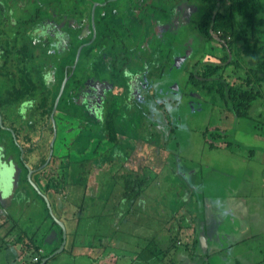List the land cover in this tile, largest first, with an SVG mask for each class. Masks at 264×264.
Segmentation results:
<instances>
[{"label": "rangeland", "instance_id": "374dc122", "mask_svg": "<svg viewBox=\"0 0 264 264\" xmlns=\"http://www.w3.org/2000/svg\"><path fill=\"white\" fill-rule=\"evenodd\" d=\"M54 0L49 1L53 3ZM60 0H56V6L51 8L54 12H58L60 10L59 5ZM91 4H92V0ZM120 2V6H122L124 0H117ZM141 2L146 0H140ZM153 3L158 2V0H147V2ZM197 0H174L171 1V5H168L167 11L163 9L157 10V15L148 19V23L146 25V36L144 37V42L147 43V48H151V43L153 41H156L157 43H161L162 41L167 40V44H171V49L174 50V53L172 50L169 53H166L164 51L156 50L154 56L157 58V61L155 63L150 60L149 58H146V60H150V64H157L159 62V57L163 58L164 61H167L169 63V66H167V69L165 68V74L167 76L166 79V85H158V82L156 80H152L151 77L148 75L151 74L152 69L150 68L149 64L146 63V60L143 62L142 70L138 72V80L145 81L146 87L141 91V93H136L135 95H128L126 97H123L121 103L122 106L119 108L117 112V130H119L118 133H120V136L122 137L123 143L117 142V146H120L121 148L119 150L118 156L121 157V154H123L121 158V162H113L114 159H112L110 162L106 161L103 163H100V161L95 164L96 159L94 157L102 155L100 153V146L103 145L102 139L98 138V144H94L91 147L88 148V152L85 150L79 151L78 153L81 154H94L93 159L90 160L88 158H85L81 160L80 167L84 170V166H87V173L88 175H85L84 177H81V179H85V186L89 188L88 192V198H86L89 203L93 204V208L97 209L98 207H101L104 203H115L116 201L122 200V195H118V183L121 182V179L123 178L121 176V171L126 168L129 172L132 174V168L139 173V177L145 176L144 182L142 185H139L138 188L140 190V193L133 199L135 202L131 208V202H126V206L124 209L122 208V217L126 218L124 216V212H127L128 214L132 212L131 217L132 219L130 221H127L126 219L122 221V223L119 225V221L115 218H109L107 215L106 217L100 216L99 220L96 221L93 216L90 217L88 229H93V226L95 227V231L97 234V237L94 238V240H80V243L82 244V247H86L89 245H97L99 243V240H104L107 242V246L104 250L105 255L103 256V259L101 262H97V258L93 257L94 264H110L106 261H113V264H127L132 261L133 257H136V250L139 249L140 245H137V239L136 236H133V234L130 233H115L112 234L108 239H104V235L106 233V236L108 237V230L111 228L116 231V228L118 226H132L139 225L142 223L143 220L138 222V218H146L147 216L154 215L156 216V219L160 222L161 217H171L172 214L178 219V216H181V221H186L187 216L185 213L183 215L178 214L179 210H190V213L192 215L196 216V219L199 220L198 213L201 214V212H205V210L202 209L201 201L204 202L203 196H206L205 203L208 202L210 198L218 197L220 200L217 201V203H224L225 200H223V195H232L233 188L229 185L236 184L240 181V183L244 182L245 185L248 188L249 194H253L252 198H257L255 196L256 193L260 191V184L262 180L260 179L264 173L262 167L258 164L252 163L248 157L249 154H262L264 151V103L263 100L259 98L255 106L252 108V115L249 117H233L231 124L228 125L223 129V136H217L212 139H216L215 146L212 147V142L210 143L209 139L210 133L208 132L207 135L205 133L204 128L207 127L206 125L212 121H216L213 116V108H216L217 111L220 113L219 118H221L220 121L224 120V116L226 117L227 114L229 116L230 113L226 111L225 108L220 109L221 107H224L223 99L219 96L218 97V91L212 90L210 93H205L201 85L198 86V89L194 90L192 83L190 82L189 76L191 72H195L197 74L201 73L205 68L210 67V69H214L218 64L219 68L222 69L224 67L225 62L222 61L223 59H220L224 55V49L223 45L221 44L222 41L216 37L210 41H206L198 32L193 30L191 27V22L197 18H199L201 12H202V6L196 2ZM46 0H21L22 5H17L16 0H0V9L1 6L2 9L0 10V34L2 37H0V41H2L1 38H4L3 41H10L9 46H11V43L17 42H25L27 43L28 40H31L32 42H36L37 40H41L44 42L43 35L46 37H51V32H53V28L56 27L58 32H66L61 33L64 36H68V39L72 36V33H68V22L66 21V18L63 17L60 19H53L54 15L51 16V20H44V25H36L37 23H40L44 17L50 18L49 16H43L46 9H50L49 7H46L45 3ZM85 4V2L88 3V9L83 10L84 5H79V3ZM116 2V0L114 1ZM136 2V1H134ZM138 2V1H137ZM66 5H61L67 9L71 8L72 6L76 5V13L77 15H86L91 16V8L89 7L91 4L88 0H67L63 1ZM117 3V2H116ZM42 4V6H40ZM225 4L222 6V9L225 10ZM112 7L109 6H101L97 9H95V15H94V26L95 28H99L101 26L106 27V31L109 32V36H113V30H122V27H120V23L122 22V13L120 12L117 15L112 16ZM51 10V9H50ZM73 10V9H70ZM102 17L105 18V22L102 23ZM121 17V18H119ZM29 18H33L36 23L32 25H18L22 19H27L28 22L31 20ZM114 19V20H113ZM119 24H118V23ZM140 24V22L136 23V25ZM83 29L85 26L82 27ZM78 29V27H77ZM166 29V31H163ZM169 29L172 31L169 32ZM185 29L191 30V36L188 37V35L185 33ZM111 30V31H110ZM77 34H75L76 38L79 40L85 39L86 35L82 34L77 30ZM106 33V32H105ZM108 35V33H106ZM39 35V36H38ZM37 36V37H36ZM261 40L264 43V33L261 35ZM40 37V38H39ZM45 37V38H46ZM114 37V36H113ZM35 38V40L33 39ZM39 38V39H38ZM76 38L71 37V42L76 44ZM116 41L115 45H117V40L120 38H123L121 36H115ZM109 39L107 37L104 40ZM38 41L34 46L38 47L40 50L42 48L40 47L42 45V42ZM132 41V38H131ZM134 41V40H133ZM140 40H138L139 42ZM250 41V40H249ZM67 41H65L66 44ZM54 43V38L52 45L49 46L48 55H43L40 53V55L36 58L39 63H42L44 61V58L47 57V59L54 64L58 63L57 59L59 58V46ZM71 43V44H72ZM132 43V42H131ZM135 43V42H134ZM249 44V43H248ZM250 44L252 45V41H250ZM45 45V44H44ZM264 45V44H263ZM130 48L133 46H129ZM10 50H12L9 47ZM63 49V47H62ZM74 52L69 54V58L66 59V56L64 53H62L63 60H72L74 58L75 62V56L77 54V50L75 53V49H73ZM109 52L111 53V49L109 47ZM133 53V52H132ZM173 53V54H172ZM248 53V54H247ZM18 53H16L17 55ZM75 54V55H74ZM254 54V55H253ZM84 51L81 53L80 61L84 58ZM90 55L94 59H98V56L105 57L107 54H100L96 51L90 50ZM133 56L140 57V53L133 54ZM171 56L175 57V59H171ZM240 61L243 62L244 65L242 67L250 68L254 67L257 63L255 53L252 51H246L244 53H241L240 55ZM3 60H5L4 56L2 55ZM216 57V58H214ZM17 57H12L10 59H6V62L16 61L18 60ZM2 60V58H1ZM210 61L214 62L215 64L209 65L204 67L202 64L199 66H195V64L198 61ZM73 62V66H74ZM161 62H159L160 64ZM26 64H29L30 66L33 65L31 63V60L29 59ZM171 64L173 67H171ZM134 65V63H133ZM156 66V67H157ZM162 66V65H161ZM181 67V69H180ZM4 68L5 65H4ZM38 68V67H37ZM49 69V66L47 67ZM178 68L181 71H178ZM234 67H232L233 69ZM52 69V68H51ZM162 69V68H161ZM160 69V70H161ZM59 70V69H58ZM57 70V71H58ZM99 70L101 68L99 67ZM164 70V69H163ZM229 70V69H228ZM227 70V71H228ZM56 71V72H57ZM238 71L239 68H238ZM40 72V71H39ZM58 73V72H57ZM212 74V70L209 72ZM240 73H242L240 71ZM214 77H220L226 75V69L223 68L222 70H218L217 72L213 70ZM80 71L78 69H75L74 76L76 79H80L79 77ZM98 75V74H97ZM173 77L171 78L170 76ZM198 76V75H197ZM35 74L31 76V79L33 81V85H36V88H38V82L34 78ZM7 79L6 77H4ZM98 78L101 80L103 79L102 75L98 76ZM55 80V77H54ZM52 81L51 91L56 90L57 85ZM16 81V79H15ZM230 83L233 82L232 79L229 80ZM60 84V87L62 85ZM205 83H212V80L210 81L208 76L205 77ZM79 84V81L76 82V85ZM88 83L85 82V85ZM243 84V82H242ZM123 85H125V82H123ZM7 86L8 90L10 89L11 82L6 81L5 87ZM217 88V85H215ZM123 86L122 88H124ZM254 90L261 91L264 93V80L260 83H254L253 84ZM32 89H35V86H32ZM41 89V88H40ZM71 89H73V84L71 83ZM96 89H99V87H96L93 89V92L91 93V97L87 96H80L77 101L79 102V106L84 105L86 102L91 99L92 104L94 105L95 100L100 97L99 93L100 90L97 91ZM193 89V90H192ZM119 90V89H117ZM86 92H88V89H85ZM169 92V96H166ZM3 93V92H1ZM71 93V92H70ZM7 99L6 103L0 105V126L4 128L5 124L3 125L2 122L6 119H3V113L4 111H7L10 115L12 114H24V117H27L31 119L33 114V108L32 111L29 108H25L24 110L21 109V105L18 104V102L15 100L16 96H13L12 93L5 94ZM117 97V101L114 100V105H117L119 101V95L115 94ZM123 94H120V97H122ZM2 97V96H1ZM57 97V96H56ZM55 97V99H56ZM70 97H72L70 95ZM76 98V97H75ZM93 99V100H92ZM94 101V102H93ZM71 99H65L64 103H70ZM90 102V101H89ZM180 102V103H179ZM97 103H101V99H97ZM176 104L178 105L177 108H175L173 111L175 115H172L168 112L167 108L169 107L168 104ZM77 104V103H75ZM78 105V104H77ZM60 106V105H59ZM67 110H65L66 113L69 114V118L66 119L65 117H62V124L61 127L58 129V138L53 143V149L50 148V140L51 137L50 133L45 130H49L46 126H43L42 129H38L37 131L35 129V133L33 134L32 139L39 142V153L40 154H48L49 151L57 152L58 154H66V148L64 140H70L71 145L67 146L68 154H75L74 152V143L82 141L81 135H76L78 129H80L78 126L74 124H83L84 127L81 128V130L84 132V130H90L91 123L87 121L86 123L84 121H80L83 118L81 114L77 115V111L79 110L78 106H72L71 104L67 106ZM112 110H116V107L111 106ZM103 109L100 108L97 112V116L94 117V120L99 116L101 117ZM261 112V113H260ZM169 116V117H168ZM15 119V118H14ZM24 119V118H23ZM27 121V120H25ZM31 121V120H29ZM167 122L169 124H167ZM163 123V124H162ZM29 124V122H28ZM27 124V125H28ZM73 125V126H72ZM70 127H72L71 130ZM160 128H164L163 131H161ZM171 127V128H170ZM221 127V126H220ZM7 128H9L7 126ZM174 129V131H173ZM212 129V127H211ZM69 130V131H67ZM208 130V129H207ZM10 135H11V141L7 144H3L7 150H12L14 154H18L17 156V164H20L22 169H24L23 165H28L30 168L32 167L27 163V159L24 156L21 158L22 154V147L24 146V143L20 138L15 135L14 129H9ZM59 134H63L64 136L61 137ZM94 134H98V131H96ZM168 134H175L176 137L179 138L178 143L175 145L173 143V139L170 136V140H168L167 143L164 144L165 140L168 137ZM53 135V134H52ZM127 142L125 141V139ZM61 137V138H60ZM98 137V135L96 136ZM107 137V135H105ZM209 137V139H208ZM60 138V139H59ZM156 140V141H155ZM173 140V141H172ZM29 143V142H28ZM211 144V145H210ZM172 145V146H171ZM98 146L97 149H95ZM222 146V147H221ZM26 147V146H25ZM87 147V146H86ZM26 150L23 154H27ZM98 154V155H97ZM78 156H80L78 154ZM99 158V157H96ZM114 158V157H113ZM249 159V163H245ZM47 159H45L46 161ZM105 160V159H101ZM107 160V159H106ZM45 161L41 164L44 165ZM91 164H90V163ZM125 162V166L119 165L118 168H115L118 163ZM72 162H70V165ZM88 164V165H87ZM128 164V165H126ZM9 165L7 161H3L0 163V177L3 176L5 167ZM52 164L49 163L46 167L47 169L43 168L39 172V178L42 179L43 187L47 185H61V191L62 194H66V197L83 195L85 193L86 188L77 189V193L73 191L71 184L69 182V177L62 174L57 173L56 178L52 177V171L49 168ZM152 165H156L154 167H159L158 169L154 170L152 168ZM240 165V166H239ZM238 166V167H237ZM110 170L111 172L114 171V175H108V172L104 170ZM239 169L238 177L232 175V171L234 172V169ZM85 171V170H84ZM118 171V172H117ZM101 173V174H100ZM192 173V174H188ZM24 176H20V181H24ZM27 176V174H26ZM130 182L132 181V176ZM178 177V181L174 178ZM206 178V179H204ZM245 178L247 181H245ZM127 179V180H129ZM204 179V180H203ZM18 180V177L16 178L15 182H20ZM31 181V180H30ZM180 181L185 186L182 187L180 184ZM188 182H192L195 187L199 185L201 189L199 191L194 192V198L196 200H193L191 197H188L186 200L184 199V195L186 194V187ZM24 187H28V192L30 193V198L32 199V205L37 204V202L40 200V208L42 210L41 214L43 213H49V207L47 205V202L44 199V207H42L41 202L43 201L41 199V193L38 192V189L35 188L31 183L24 182ZM98 183V188L97 184ZM22 184V183H21ZM82 184V183H80ZM92 184V186H91ZM64 185V186H63ZM132 185V183H131ZM93 187V188H92ZM91 188V189H90ZM96 188V189H95ZM152 191H150V189ZM44 190V189H43ZM25 192V191H24ZM178 193H182L183 196H179ZM4 194V193H3ZM187 194L191 195L192 192H190L189 188L187 189ZM186 194V195H187ZM10 196V195H9ZM40 196V198H39ZM43 196V194H42ZM116 196V197H115ZM8 197V196H7ZM177 198V199H176ZM2 199V196L0 197V217L6 216L5 212L10 206H6V202H4ZM3 199H5L3 197ZM176 199V200H175ZM175 200V203L173 202ZM6 203V204H5ZM110 203V204H111ZM214 204V205H215ZM104 206V205H103ZM178 206H181L179 208ZM31 205L28 206V210H31ZM71 207V206H70ZM69 207V208H70ZM11 208V207H10ZM79 207L72 205L71 211H74L75 213L78 212ZM106 209V208H105ZM53 210V209H52ZM98 210V209H97ZM55 211V210H54ZM111 212V209H108V212ZM117 211V210H116ZM160 211H162V216H160ZM220 213V211H219ZM222 213V210H221ZM219 214V218L224 223V229L227 232L231 231L233 228V225L229 221V216L225 214ZM115 214V213H114ZM10 215H13L11 212ZM256 218H259L263 225L264 218L258 216ZM231 220H234V218H230ZM254 220H257L255 218H252ZM113 222L114 227L110 226V223ZM258 222V220L256 221ZM197 224V221H196ZM67 227H70V224L66 223ZM198 225V224H197ZM31 226V225H30ZM156 226V225H155ZM260 228L262 226H259ZM127 229V228H126ZM172 231L173 228L171 229ZM114 231V232H115ZM140 233L145 234L148 230L146 226L139 227L138 230ZM85 234V233H84ZM82 235V238L84 236ZM166 237V236H165ZM185 239L183 238L184 242ZM48 240V239H47ZM139 241V239H138ZM189 241V240H188ZM183 242V241H181ZM168 243V241H167ZM45 245H47V248L51 249L52 242L46 241ZM184 245V244H182ZM249 245H257L253 241L250 240ZM237 247V246H236ZM236 247H233L232 249L235 251ZM202 250V247H200ZM181 255L186 258L187 260H190L192 258L194 249L193 248H185V246H181ZM48 250V249H47ZM230 250V248H229ZM222 251V250H221ZM217 252V254L212 255L214 264H220V263H228L229 259L226 257V259L222 258L220 256V252ZM256 252L255 249L251 251ZM25 253V256L22 258L21 254L18 258L19 261L24 260V258L28 259L31 257V253H33V250H28V252ZM95 253V251H94ZM73 254H65L64 256H60L59 260H63L65 263H73L76 262L79 258V255ZM226 254L228 255V252L226 251ZM121 255V256H120ZM170 255V254H168ZM88 257L85 258L86 261L90 262V256L87 254ZM197 256V255H196ZM210 256V255H209ZM229 256V255H228ZM146 257V256H145ZM140 257L135 261L134 264H157L158 261L154 260L152 257ZM176 258H178V254L176 252ZM232 260H236L238 264H242V262H238L237 255L231 256ZM134 259V258H133ZM162 261V260H161ZM57 262V261H56ZM61 262V261H60ZM59 262V263H60ZM80 263V262H78ZM161 263V262H160ZM81 264V263H80ZM93 264V263H91Z\"/></svg>", "mask_w": 264, "mask_h": 264}, {"label": "crops", "instance_id": "0c3cea01", "mask_svg": "<svg viewBox=\"0 0 264 264\" xmlns=\"http://www.w3.org/2000/svg\"><path fill=\"white\" fill-rule=\"evenodd\" d=\"M47 1V0H46ZM63 1H67V0H60L59 1V7L60 10L58 12H56L55 14H57L58 16L63 15L66 18V21H71V23H75L72 24V28L69 30L72 35L75 36V34L77 33V30L80 31V28H82L83 26L86 27V24L84 23L87 20L86 15H81V12L79 15H77L76 13V5L72 6L71 8L67 9L61 5H66L68 6V4H64ZM90 1V0H88ZM17 5L19 4L22 5L21 0H16ZM46 7L51 8L56 6V0L53 1V3H48V2H44ZM86 7L83 8V10H87L88 9V3L86 2ZM85 4H83L85 6ZM91 4V1H90ZM40 6H42V4H40ZM98 6V7H97ZM3 6H1L2 9ZM90 8L93 7V3L89 6ZM95 9L101 7V5H97L95 4ZM97 7V8H96ZM0 9V10H1ZM73 9V10H70ZM50 10V9H48ZM45 11V13L43 14V16H49L52 13L50 11ZM116 15V14H115ZM114 16V15H112ZM77 21L81 24H77ZM78 29H77V27ZM85 30V29H84ZM83 30V31H84ZM163 31H166V29H164ZM172 31L171 29H169V32ZM86 32V30L84 31ZM90 33V32H89ZM89 35V34H87ZM188 37L190 36L189 34H187ZM74 36L72 37L74 39ZM69 37V34H68ZM76 38V37H75ZM35 40V38H33ZM39 39V38H38ZM78 40V38H76ZM49 40V39H48ZM168 39H166L167 41ZM38 41V40H37ZM37 41L33 42V43H37ZM65 41H67V39H65ZM53 41H50V43ZM69 42H71L70 38H69ZM86 42V41H85ZM56 45L60 46V44L57 42ZM45 46V45H44ZM71 46H68V48L66 47L65 49H63L61 52H59V58L57 59L56 64H54L53 62H50L46 65H43L41 68H35L33 75L35 74V79L38 82V88L40 90H47V93H50V96L48 95L49 98H51V96H53V94H55V91H51L50 92V86L52 85V81L53 79V74H52V70H51V66H56V71H53V73L59 77L60 73L64 72L67 69H69L70 71V75L69 77H71L73 74V62H70V60H63V56L62 53L65 54L66 59L69 58V54L72 53V51L70 50ZM172 52L174 53V50H172ZM172 53V54H173ZM4 56L5 60L9 59L8 57L5 56L4 52H2L1 46H0V97L2 99V101L6 100V93L10 94V90H7V86L5 87V83L6 81H10L11 82V86L10 89L13 88L14 86L16 87L17 85H20L21 83H23V77L22 74L27 72L29 66H23L20 64H16L14 66L11 65L10 62H6L5 60H3ZM2 58V60H1ZM161 58V57H159ZM160 65L162 64L163 69H167V66H169V63L167 61H164L163 58H161ZM171 59H175V57L171 56ZM19 60V59H18ZM16 60V61H18ZM110 60L109 55H106L104 58L103 57H98V59H94V58H88V56L84 55L83 60L79 61V63H81V67L76 65L75 69H79L80 71V76H85V77H97L100 75H97L99 73V67L101 68L100 72L103 70H106L108 68V62ZM151 60V59H150ZM16 61H12V62H16ZM4 65L6 68H4ZM95 65L98 66L97 70H93L95 68ZM49 66V69L47 68ZM181 69V67H180ZM178 68V71H181ZM128 70L132 71V68H128ZM154 71L156 70H160L159 67H155L154 69H152ZM40 71V72H39ZM92 71L94 73H92ZM156 72H160V71H156ZM102 74V73H101ZM165 74V70L162 71V76ZM160 76V75H158ZM4 77H6L7 79H5ZM104 77V75L102 76ZM171 78L173 77L170 76ZM16 79V81H15ZM29 82H32L31 77L30 78H26ZM166 79L167 76L165 74V78H159L157 80L158 85H166ZM130 84H131V88H132V79L130 80ZM39 90V91H40ZM3 92V93H1ZM77 96L76 93L73 91V93H70L69 91H67V93L65 94V98L62 99V101H60L59 104H61L65 109L68 108L67 106H69L71 103H64L65 99H70V95ZM48 99V98H47ZM77 99V98H76ZM28 99L23 100L19 105H21V109L24 110L25 108H29L32 111V108L34 107V104H38L39 100L38 99H34V104H32L30 101H27ZM90 101V100H89ZM86 102L84 104L85 109H89L90 112L86 113L83 115L82 120H80L81 122L84 121L85 123L87 121H89V123H91L90 130H84V132L81 130L83 126V124H76V126L80 125V129H78L77 134L76 135H81V139L82 141L80 142H76L74 143V152L75 154H68V149L67 146L71 145V141L70 140H64V142H66L65 144V148H66V154H58L59 151L57 152H53V154H51L52 156V165L49 167L52 171V177L56 178V174L57 173H62L66 176L69 177V182L71 184L73 191H77L76 188L83 189L86 188L85 193H83V195H78L75 196V198L73 196L70 197H66V194H60L62 193L61 188L62 186L56 185L54 183V185H47L43 187V182L42 179L39 178V172L43 169L42 167H44V169L48 168L46 167L47 164V160H48V154H40L39 153V142L36 140H33L31 138V142L25 139L24 133L29 131L31 128L28 127V122H30L29 120H33L35 122L36 119H34V117H24V114H12L10 115L9 113H7V111H4L3 113V119H6V122L4 121L5 124V128L1 127L2 129H0V163H2L3 161H7L9 163V165H7L4 169V172L1 173L3 174L2 177H0V197L2 196V199L4 202H6V206H10L6 210L5 215L6 216H1L0 217V264H25V262H27L30 258L26 259L24 258V260L19 261V257L21 255V257L23 258L25 256L24 251H26V253L28 252V249L26 248H22L21 245L24 242H32L34 244H36V246L42 247L44 249L45 252H49L52 249H54L55 247L59 248V246L61 244H63V248L54 254V258L52 259V264H91L94 262H101V260L103 259L102 255H105L104 250L107 246V243L102 240L99 241V243L95 246H93L92 244L86 247H82L80 240H92L93 238L97 237L96 231H95V227L93 226V229H89L88 225H89V218L88 219H83V217H90V215L92 214V212L90 210H82L80 209L82 205H87L89 204L90 206H92V203H89V201L86 200V198H88V192H89V188L84 187L85 186V179H81V177H84L85 175H88L87 173V166H84V170L80 167V161L88 158L90 160L93 159L94 154H81L78 153L79 151L85 150L86 152H88V148L91 147L94 144H98V138H100V140L102 139L103 145L100 146V153L102 155L96 156L99 158L94 157V159H96L95 164H97L99 161L100 163L103 162H110L112 159L113 162H121V158L123 156V154H121V157L118 156L117 153H119L118 147L119 149L121 148L120 146H117V142L119 143H123L124 140L120 141L122 139V137L120 136L119 130H116V140L113 141L111 137H109V132L107 130V126H105V121H104V116L103 113L104 111H102V115L101 117H97L96 120H94V117L97 116L96 110L94 109V107L92 105V102ZM4 103V102H3ZM5 104V103H4ZM3 104V106H4ZM45 106V105H44ZM220 110V109H218ZM213 114L215 115V117L213 116L212 118H214L216 121H212L210 123H208L206 126H221L220 130L223 132V129L225 127H227L228 125L231 124L232 118L233 117H225L223 121H220L221 119L219 118V112L217 111L216 108H213ZM2 115V114H1ZM15 118V119H14ZM24 118V119H23ZM37 118V117H36ZM27 120V121H25ZM87 120V121H86ZM8 127L11 128H16L17 129V137L20 138V140L23 141L24 145L26 146V152H28L27 154H24V156L27 159V163H29V165H31L32 167V172L30 174V178L31 181L34 182V184H36L37 186H34L32 183V185L38 189V192L41 193V199L43 200L41 202L42 207L45 209L44 207V199L45 198L47 205L49 207L50 212L48 214L43 213L41 214L42 210L40 208V200L37 202V204L32 205V199L30 198V193L28 192V187H24L23 185H25L24 182L28 183V179L26 178V174L28 173L27 168L24 166V169H22L20 164H17V155L18 154H14L12 150H7V148L3 145V144H7L8 142L11 141V135L9 130L7 129ZM50 127V123L47 124V128ZM53 128V127H52ZM72 127H70L69 130H71ZM67 130V131H69ZM48 131V133H50V136H53L54 139H52L51 141L53 142L54 140H56L58 137V130H51L49 131L48 129L45 130ZM96 131H98V134H94ZM35 133V129L33 131V134ZM53 134V135H52ZM98 135V137H96ZM105 135H107V137H105ZM59 136L63 137V134H59ZM60 137V138H61ZM59 138V139H60ZM98 139V140H97ZM123 139L124 136H123ZM125 141L127 142V140L125 139ZM12 142V141H11ZM31 146V147H29ZM87 146V147H86ZM29 147V148H28ZM222 147V146H221ZM98 146L95 148L97 149ZM78 154L80 156H78ZM98 155V154H97ZM114 157V158H113ZM250 159V161L252 163L258 164L262 167L263 171H264V151L262 152V154H249L248 157ZM45 159H47L45 161ZM101 159H105V160H101ZM107 159V160H106ZM249 159L245 162V163H249ZM45 161L44 165H41L43 162ZM70 162H72V164L70 165ZM90 163V162H89ZM91 164V163H90ZM88 165V164H87ZM120 165V167L123 165L125 166V162H122L121 164L118 163L117 166L115 168H118ZM128 165V164H126ZM129 166V165H128ZM156 165H152V168H154V170H156L157 167H154ZM240 166V165H239ZM130 167V166H129ZM238 167V166H237ZM126 168V166H125ZM159 168V167H158ZM157 168V169H158ZM234 169V168H233ZM105 170V168H104ZM108 172V175H114V171L109 173V170H105ZM118 172V171H117ZM232 175L235 174V176L238 177V173L239 169L236 168V170L234 169V172L232 171ZM101 174V173H100ZM188 174H192V173H188ZM25 175V181H20V176L22 178V176ZM18 177V180L20 182H15L16 178ZM206 179V178H204ZM203 179V180H204ZM262 180L261 184H260V191L258 193L255 194V196L257 198L253 199L252 195L254 194H249L248 192V188L244 182L240 183L237 182L236 184H232L229 185L230 187L233 188V193L232 195H223V200H225L224 203L220 204L217 203L215 204L217 201H219L220 199L218 197H214V198H210L208 200L207 203H205V199L206 196H203V200L204 202L201 201L202 204V209L205 210V212H201L198 213V217L199 220L196 219L195 215H192L190 213V210L186 209V210H179L178 214L183 215V213L186 214L187 216V220L185 221L186 225L184 226V228L186 229V232H194V234L197 236L198 238V245L197 247H202V252L205 253L202 259V262L206 263V264H214L213 262V258L211 257L212 255L217 254V252H220V256L224 259H226V257H228L227 259H229L230 264H238L236 262V260H232L231 256H235L237 255V260L238 262H242V264H264V223L263 225L261 224V220L259 218H256L258 216L264 218V173L262 175V177L260 178ZM245 181H247V179L245 178ZM22 183V184H21ZM82 183V184H80ZM29 184V183H28ZM119 184V183H118ZM97 188H98V183L96 184ZM184 185V184H183ZM29 186H31L29 184ZM64 186V185H63ZM92 186V184H91ZM119 186V185H118ZM93 188V187H92ZM189 188L190 192H192L191 195L187 194V189ZM44 189V190H43ZM91 189V188H90ZM96 189V188H95ZM201 189V187L199 185H197V187L194 186V184L192 182H188L187 187H186V194L183 196V194L178 193L179 196H183L184 199L186 200L188 197H191L193 200H196L194 198V192L199 191ZM25 191V192H24ZM88 191V192H87ZM121 188L119 187L118 189V195L120 194ZM4 193V194H3ZM77 193V192H76ZM43 194V196H42ZM10 195V196H9ZM8 196V197H7ZM39 196V198H40ZM3 197L5 199H3ZM177 199V198H176ZM175 199V200H176ZM175 200H173V202L175 203ZM215 204V205H214ZM31 205V210H28V206ZM72 205L78 206V212L75 213L74 211H71L72 209ZM104 205V206H103ZM102 205V207H98V212L103 211L101 214H99V216L95 215V220L96 221H100L99 217L103 216L106 217L107 215L109 216V218H115V221L118 220L119 221V225L122 223L123 220H127L130 221L132 219V217H126L127 216V212H124V217H122V208L124 209V207L126 206L125 201L123 200V196H122V200L121 201H116L115 203H111V204H106L104 203ZM71 206V207H70ZM70 207V208H69ZM132 207V205H131ZM179 208H181V206H178ZM87 209L89 208V206L86 207ZM106 208V209H105ZM53 209V210H52ZM108 209H111V212H108ZM55 210V211H54ZM117 210V211H116ZM222 210V213H221ZM219 211L222 214H225L227 216H229V221L230 223L233 225V228L231 231L227 232L224 229V223L222 222V220L219 218ZM13 213V215H10V213ZM115 213V214H114ZM161 216H162V211H160ZM56 217V219H59L61 222H63L65 230H66V237H65V241L63 243L64 237H63V228L62 226L54 219V217ZM234 218V220H231L230 218ZM147 222H149L151 215L147 216ZM252 218H255L258 220V222H256L257 220H254ZM181 216H178V219L172 214L171 217H166L163 216L161 217V224H160V231L162 233V235L166 236L164 239L167 240L168 237H172L170 232L173 233H177L178 231V227H179V222L181 221ZM197 221V224H196ZM70 224V227H67L66 223ZM113 222L110 223L111 227H114ZM148 224V223H147ZM31 225V226H30ZM6 226H11L14 227L10 230L6 229ZM146 228L148 227L145 223ZM259 226H262L261 228ZM139 227H142V225H136L133 227L132 230V226L128 225V226H118V228H116V231L113 229H109L108 232V237L106 236L105 233V237L104 239H108L110 236H112V234L115 233H130L133 234V236H138L137 234H141L138 230ZM127 228V229H126ZM173 228L172 231L171 229ZM149 229V227H148ZM115 231V232H114ZM85 233V234H84ZM84 234L83 238L82 235ZM193 234V235H194ZM194 235V236H195ZM201 235L204 238V240L201 242L200 238ZM48 239V240H47ZM253 241L254 243H256L257 245H249V242ZM46 241L52 242V247L51 249L47 248V245H45ZM193 242V241H192ZM195 245L192 243V247L191 248H195ZM237 246V247H236ZM236 247V250L234 251L232 248ZM56 248V249H57ZM230 248V250H229ZM23 249L24 251L20 250ZM48 249V250H47ZM55 249V250H56ZM201 249V248H200ZM255 249L256 252H252L251 251ZM181 248L180 251L178 250V257L179 260H181V262L183 264H199L198 260L200 258V256L195 257L194 259L190 258V260L186 261V258L184 259V257L181 255L184 252H181ZM199 250V249H197ZM95 251V253H94ZM200 251V250H199ZM226 251L228 252V255L226 254ZM73 252H75L74 255H79L78 256V260L76 262L73 263H65L63 260H59L60 256H64L65 254H73ZM201 252V251H200ZM87 254L90 256V262L85 260L87 256ZM208 255H210L208 257ZM121 256V255H120ZM93 257H96L97 260L93 261ZM208 257V258H207ZM51 258V257H50ZM240 260V261H239ZM30 261V260H29ZM57 261V262H56ZM61 261V262H60ZM60 262V263H59ZM80 262V263H78ZM109 263H113V261H106ZM220 264H228V263H220Z\"/></svg>", "mask_w": 264, "mask_h": 264}, {"label": "trees", "instance_id": "16d2710c", "mask_svg": "<svg viewBox=\"0 0 264 264\" xmlns=\"http://www.w3.org/2000/svg\"><path fill=\"white\" fill-rule=\"evenodd\" d=\"M49 1L52 0H47L46 2L51 3ZM92 1L93 3L103 2V5L105 6L110 5L112 7L111 9L112 15L115 14L117 15L121 12L122 15L120 16L122 17V22L120 24L118 22L117 23L120 25V27H122V30H113L114 37L113 36L110 37L109 32L106 31V27L101 26L99 28H95L96 35L92 42H91V37H93V32L91 31L89 35H87L85 40H81V41L76 40V44L72 43L71 46L72 48L75 49V51L78 48V46H82L81 53H83L84 51L85 55L88 56V58H93L90 55V50L94 52L96 51L101 55L106 53L107 55H109V57H112V60H114V62L110 63V67L112 66V70H114V72L111 74L109 79L115 86H119V87L123 86V76H122L123 71L121 67L116 69L117 67L116 62L124 66L132 65V71H135L138 70L139 66L143 64L146 58L151 59L155 63V61H157V58L154 56L156 50L169 53L173 49V48L171 49V44L169 45L167 44L166 40L162 41L161 43H157L156 41H153L151 43V48H147L146 47L147 43L144 42V37L147 35L145 29L148 23V19L156 16L158 9H163L167 11L168 5H171L170 4L171 1L174 0H158V2H153V3L152 2L149 3V1L147 2V0L143 2H141L140 0H124L122 6H120V2L117 0H116L117 3L114 2L115 0H92ZM196 2L199 3L203 9L199 18L191 22V26H193L191 28L193 30L195 29V31L198 32L206 41H210L214 39L216 37L215 35H217V38L222 41L221 44L223 45L224 55L220 59H223L222 61L225 62L223 68L226 69V75L217 78L214 77L215 75L213 74V70L217 72L218 70L220 71L223 69V68L220 69L221 67L219 68V64L214 69H210V67H207L199 74L195 72H191L189 79L190 82L192 83V86L194 87L193 89L196 90L198 89V86L201 85L203 88H205L202 91H204L206 94L210 93L213 89H217L218 97L220 96L224 101V107H221L220 110L225 108L226 111L230 113L229 114L230 117H237V118L249 117L253 113L252 108L255 106L256 101L259 98L264 99V93L258 90H254L253 87L254 83H260L261 81L264 80V45H263L264 43L261 40L262 37L261 35L262 33H264V0H197ZM224 4L226 7L225 10L222 9V6ZM79 5H83V4L80 2L77 6ZM29 19L31 20L30 22H28L27 19L25 20L22 19V21L18 25H22V24L32 25L36 23V21L33 18L32 19L29 18ZM86 21H89V17L87 18ZM104 22H105V18L102 17V23ZM138 22H140V24L136 25V23ZM185 30H186L185 33L191 36V30L190 29H185ZM105 32L108 33V35ZM115 36L123 37L117 40L118 43L117 45L114 44L116 41ZM0 37H2L1 34ZM107 37H109V39L104 40ZM1 39L2 41H0V46L5 56L8 57L9 59L12 57H17V56L19 57L18 61L10 62L12 66L20 63L23 66H29L27 67L28 68L27 72L22 74L23 83L9 89L10 90L9 92L12 93L13 96H16L15 100L17 102L23 101L33 96L37 98L36 93H39L38 94L39 102L37 105L34 104L33 114H32V117H34V119L36 120L35 122L33 120L29 122L28 127L31 129L24 133V135H26L25 139L28 142L29 141L31 142V134L33 133L34 129L39 131L38 129H42L43 126H46L49 123L50 113L58 89H56L55 94H53V96L49 98L48 95L50 96V93H47L46 89L44 90L37 89L36 85H33V83L29 82L26 78H30L33 75L34 69L36 67H38L39 69L43 65H46L48 63L47 57L44 58V61H42V63H39L36 58L40 55V53L46 56L49 54V52L47 51L46 46L42 44L40 46L42 50H40L38 47L34 46L36 43H33L31 40H28L27 43L16 41L15 43H11L12 45L9 46L8 43H10V41H7L8 42L7 43L6 41H3L4 38ZM89 40L91 43L89 45H84V42ZM138 40L140 41L138 42ZM249 40L252 41L253 43L252 45L250 44ZM130 45L133 46V50L132 47L131 48L129 47ZM9 47L12 50H10ZM109 47L111 49V53L108 50ZM246 51H250V52L253 51L255 53L257 63L254 67L245 69L244 67H242V65L244 64L242 61H240V57H241L240 55L241 53H244ZM16 53L18 54L16 55ZM137 53H140V57L133 56V54H137ZM29 59L33 64L31 66L29 64H26V62ZM73 60L74 58L70 60V62H73ZM159 60L162 59L159 58ZM159 62L157 66V64H150V60H146V63L149 64L151 69H154L156 66L159 67V69L162 68L161 70H156V71H161L159 77L165 78V74L162 76L163 66H161L162 64L160 65ZM200 64L206 67L215 63L210 62L208 60L206 62L198 61L195 64V66H199ZM77 66L81 67V63L77 62ZM171 67H173L172 64ZM232 67L234 68L232 69ZM238 68L242 73L238 71ZM97 69L98 66L95 65V68L93 70H97ZM211 70H212V74L209 73ZM156 71L155 73H157ZM92 73L94 72L92 71ZM99 73L100 75H102L100 70ZM207 76L210 81L212 80V83L209 84L205 83V77ZM230 79H232L233 82L230 83L229 81ZM215 85H217V88H215L216 87ZM32 86H35V89H32ZM64 93H67V91L64 90L63 94L59 98V103L60 101H62L63 97L65 98ZM71 96H72L70 97L71 105L72 106L75 105L79 107V110L77 111V115L81 114V116H83L84 114L89 112V109H85L84 106H79V103L77 102V99L75 98L74 94ZM166 96H169V92ZM114 100L117 101V97L113 93L108 91L106 98H104L101 102V104L103 105V111H104L103 116H104L105 126H107V130L109 132L108 136L113 138L112 139L113 141L117 139L116 138L117 124L115 122L117 119L116 111H118L119 108L121 107L122 98L119 97V101L117 105H114L113 103ZM3 102L6 103V100L2 101L0 97V105L4 104ZM75 103H77L78 105ZM167 104L169 106L167 108L168 112L171 113L172 115H175L173 110L177 108L179 104L178 105L176 104L170 105L169 103ZM111 106L116 107V110H112ZM56 108L57 109H56V113L54 114V121L56 128L59 129L61 127V124L63 123L62 117L66 116L65 118L68 119L69 114L65 112V110L67 109H65L61 104H57ZM226 117H228V114ZM2 124L4 125V121L2 122ZM167 124L169 123L167 122ZM78 127H80V125ZM220 128H221L220 126H212V129L210 126L204 128L206 135L208 132L210 133L211 139H209V137L208 139L210 143L212 142V145L210 144L212 147L215 146L214 142L216 141V139H212V138L217 136H223L222 134L223 132L220 130ZM0 129H2L1 126ZM159 129L161 131L164 130V128H160V127ZM14 130L15 133H17V129L14 128ZM50 130L51 132L53 130L51 124L49 127V131ZM170 136L174 140V141L172 140L173 141L172 145L178 143L179 138L176 137L175 134H168V137L165 140L164 144L167 143L168 140L171 141L169 139ZM22 147L23 149H26L25 146ZM127 169L130 168H126L125 171L123 169L120 172L123 178L121 179V182H119L118 185L121 188L120 194L123 196V200L126 202H131V205L133 206V204L135 203L133 199L140 193L138 186L143 184L145 176H141L140 178L139 173H137L135 169L132 168V174ZM130 175L132 176L131 182L129 179L131 178ZM174 179L176 181L178 177ZM25 180L26 179L24 177V181ZM180 184L182 185V187L185 186L182 184L181 181ZM149 189L150 191H152L151 188ZM110 203L106 202V204H110ZM87 206H89L88 209L86 208ZM80 209L90 210L92 212L90 217L93 216L94 218L96 213L101 214L103 212L101 210L100 212H98L97 209L93 208V205L90 206L89 204L82 205ZM99 214H97L96 216H99ZM131 214L132 212H130L129 214L127 213L126 217H130ZM90 217H83V219H88V218L90 219ZM137 220L138 222L143 220L141 225L145 226L146 223L149 229L147 227L148 231L145 234L143 233L137 234L138 236L136 238H138L139 241L137 239L136 244L140 245V247L138 250H136L137 252L136 257H133L134 259L132 258V261L127 264H134L138 258L145 256L152 257L154 260H157L158 261L157 264H183L181 260H179L180 257L176 258V252L178 254V250L180 251L181 246H185V248H191L192 243L195 245L194 246L195 248H193L194 253L192 259L200 256L198 260L199 264H206L205 262L203 263L201 259L204 256H206L204 255L205 253H203L202 250L199 247H197L198 245L197 236L194 234V232H186V229L184 228L186 223L184 221L179 222L177 233L170 232L172 234L171 235L172 237H168V239L165 240L164 239L165 236L162 235L159 227L161 222H159L156 219V216L151 215L149 222H147V218L139 217ZM12 228L14 227L6 226L7 230L11 231ZM183 238H187L185 239V242ZM21 247L26 248L28 250L29 249L36 250L38 246H36V244L32 242L26 241L25 243L23 240ZM56 248L57 247H55L49 252L44 253L43 256L46 257L49 256L51 253L54 252ZM197 249H199L201 252ZM20 250L24 251L23 249ZM32 254H34V252ZM54 257L55 256L49 258L47 261H45L44 264H52L51 260ZM25 264H40V260L38 262L27 261L25 262Z\"/></svg>", "mask_w": 264, "mask_h": 264}, {"label": "clouds", "instance_id": "9594fccd", "mask_svg": "<svg viewBox=\"0 0 264 264\" xmlns=\"http://www.w3.org/2000/svg\"><path fill=\"white\" fill-rule=\"evenodd\" d=\"M92 3H93V1H92ZM95 4H97L96 2H94L93 3V5H95ZM101 5H103V4H101ZM93 8V7H92ZM91 8V9H92ZM51 10H48V9H46V11L48 10V11H50L52 14L50 15V18H47L48 20H50L51 22H52V20H51V16L52 15H54V18L53 19H60V18H63L64 16L63 15H61V16H58L57 14H55L56 12H54L53 11V9L52 8H50ZM92 13V10H91V12H90V14ZM94 15H95V7H94ZM89 17V21H85L84 23L86 24V29H87V31L86 32H82V30H84L83 28H80V31L79 32H81V33H83L84 35H86V37H87V34H89V32H93V30H92V28H93V26L92 25H94V17H93V21H92V14H91V16H88ZM87 17V18H88ZM46 17H44V19L40 22V23H37L36 25H41V23H43V21L44 20H47V19H45ZM72 24H75V23H71V21L70 22H68V28H69V30L72 28L71 26H72ZM77 24H79V25H81L78 21H77ZM42 25H44V23L42 24ZM77 27V26H76ZM94 28H95V26H94ZM73 29V28H72ZM67 31L68 33H71L70 31ZM85 31V30H84ZM53 32H57V34H61V33H66V32H58L57 31V29H56V27H54L53 28ZM95 33H96V29H95ZM61 36H64V35H62L61 34ZM74 35H72L71 37H73ZM77 36H79V34H77ZM37 37V36H36ZM71 37H70V40H71ZM76 36H74V38H75ZM85 37V38H86ZM64 38L65 39H67V42H66V44H65V39L63 40L64 41V43H62L61 41H59V39H58V43L60 44V46H59V49H60V52L63 50V49H65L66 47L68 48V46H71V42H69V39H68V36H64ZM79 40V39H78ZM83 40H85V39H83ZM94 39H93V37H91V42L93 41ZM38 41H41V40H38ZM37 41V42H38ZM81 41V40H80ZM42 42V41H41ZM57 42H54L53 44H55V43H57ZM90 41H88V42H84V45H89L90 43H91ZM42 44L44 45L45 44V46H46V49H47V51H48V49H49V46L50 45H52V42L50 43V40H48V39H44V42H42ZM62 47H63V49H62ZM80 46H78V48H79ZM77 48V49H78ZM74 48H72V46H71V48H70V50L72 51V52H74V50H73ZM76 49V50H77ZM82 49V48H81ZM81 49H80V53H79V57H78V59H77V61H76V59H75V62H74V60H73V62H74V66H73V74H71L72 76L71 77H69V75H70V70L69 69H67V72H66V70L64 71V72H62V73H60V75H59V77H57L54 73H53V71H57L56 70V66L54 65V66H51L50 68H52L51 70H52V74H53V79H54V77H55V80H54V82H53V84L55 83L56 85H57V87H56V89H58V92H57V94H56V96L58 95V93H59V90H60V84H61V81H63L64 82V84H63V88H62V92H61V94H60V96H59V98L61 97V95L63 94V92H64V90L65 91H69V92H71V93H73V91L76 93V95L77 96H75L77 99L80 97V96H87V93H89V89H88V92H86L85 91V89L86 88H88V86L87 85H85V82H87V81H91V80H94V83H95V87H99V90H100V93H99V96H103L104 95V92H108V91H110L111 93H113L114 95L115 94H118L119 95V97H120V94H123V96L121 97V98H123V97H126V96H128V95H135L136 93H141V91L146 87V82H147V79H145V81H140V80H138V72L142 69V66H139V68H138V70H135V71H130V70H128V68H132V65L131 66H124V65H121L120 63H118V62H116V69L117 68H119V67H121V69H122V71H123V82H125V85H123V86H125L124 88H122V87H119V86H115L111 81H110V76H111V74L114 72V70H112V66L110 67V74L107 76V75H105L104 77H103V79H95V77L94 76H92V77H83V76H80L79 75V77H80V79H76L75 77H73L74 76V71H75V68H76V65H77V62H79L80 61V54H81ZM75 53H76V51H75ZM75 55V54H74ZM75 58H76V56H75ZM110 60H111V62H114V60H112V57H110ZM51 61H49L48 60V63H50ZM47 63V64H48ZM165 70V69H164ZM161 72V71H160ZM160 72H157V73H155V71L154 70H152V72H151V74H149L148 73V75L151 77V79L152 80H158L159 78H161V77H159L158 75L160 74ZM101 73H102V76L104 75V73H103V69H102V71H101ZM94 74H96V73H94ZM158 77V78H157ZM132 79V88H131V84H130V80ZM77 81H79V84H77L76 85V82ZM62 82V83H63ZM71 83L73 84V89H71ZM105 83H107L109 86H106V88H104V84ZM52 86V85H51ZM50 86V87H51ZM216 88V87H215ZM117 89H119V90H117ZM214 90H217V89H214ZM55 91V90H54ZM50 92H51V89H50ZM38 94L39 93H36V95H37V98L35 97V96H33V97H30L29 98V100H27V101H30L32 104H34L33 102H34V99H38ZM66 93H64V95H65ZM55 96V97H56ZM88 97V96H87ZM59 98H58V102H57V104H59ZM64 98V97H63ZM90 101H91V99H89ZM93 100V99H92ZM123 100V99H122ZM54 101H55V98H54ZM22 101H19L18 102V104H20ZM78 102V101H77ZM94 102V101H93ZM224 102V101H223ZM79 103V102H78ZM37 105V104H36ZM53 105H54V102H53ZM89 105H92L93 107H94V109L96 110V111H98L100 108H102L103 109V105L100 103V104H98L97 103V101L95 100V102H94V105L93 104H89ZM82 106H84V105H82ZM121 106H122V103H121ZM56 107H57V105H56ZM29 108H31V107H29ZM34 108V107H33ZM53 108V107H52ZM85 108V107H84ZM57 109V108H56ZM56 109L53 111V115L51 116V113H52V110H51V113H50V120H49V123L52 125V127H53V130H58V128H56V125H55V121H54V114L56 113ZM90 112V111H89ZM97 113V112H96ZM102 115V114H101ZM103 116V115H102ZM5 128V127H4ZM9 128H11V127H9ZM9 128H7L8 130H9ZM13 129V128H12ZM14 132H15V130H14ZM15 135H16V133H15ZM33 137V133L31 134V138ZM52 139H54V137L52 136L51 137V140ZM50 140V148L51 149H53V143H54V141L52 142ZM25 146V145H24ZM22 147V146H21ZM24 151H25V149H23V147H22V154L20 155L21 156V158H23L24 157ZM53 150L52 151H49L48 152V160H47V164L48 163H52V156H51V154H53ZM25 167L27 168V171H28V169L30 168V166H28V165H25ZM42 168H44V167H42ZM31 169V172H32V168H30ZM25 177V176H24ZM26 178H27V176H26ZM28 179V178H27ZM31 180V179H30ZM28 182H30L29 180H28ZM31 183V182H30ZM36 185V184H35ZM37 186V185H36ZM54 217V219L56 220V217L55 216H53ZM202 236V235H201ZM203 237V236H202ZM203 238H205V237H203ZM92 240H94V238L92 239ZM99 241H102V240H99ZM199 242V241H198ZM107 243V242H106ZM55 251V250H54ZM26 252V251H25ZM33 252H34V254H32L31 253V258L29 259L30 260V262H38L39 260H40V263H41V261L44 259V258H46V260L45 261H47L50 257L52 258L53 256H54V252L53 253H51L49 256H43V254L44 253H46L45 251H44V249L42 248V247H37V249L36 250H33ZM34 256H38V260H35L34 259ZM28 260V261H29ZM45 261H44V263H45ZM52 261V260H51ZM43 263V264H44ZM110 264H113V263H110Z\"/></svg>", "mask_w": 264, "mask_h": 264}, {"label": "water", "instance_id": "95a60500", "mask_svg": "<svg viewBox=\"0 0 264 264\" xmlns=\"http://www.w3.org/2000/svg\"><path fill=\"white\" fill-rule=\"evenodd\" d=\"M94 6L95 5H93V8H92V21H93V17H94ZM93 26V28H92V30H93V39L95 38V35H96V33H95V28H94V25H92ZM85 30L87 31V29L85 28ZM82 32H84L83 30H82ZM83 34V33H82ZM65 38H64V36H61V38H60V41L62 42V43H64V40ZM64 40V41H63ZM82 48V46H80L79 48H78V50H77V54H76V61H77V59H78V57H79V53H80V49ZM63 84H64V82L62 83V85H61V88H60V90H59V93H58V95H57V97H56V99H55V101H54V105H53V108H52V113H51V116L53 115V111L56 109V105H57V102H58V98H59V96H60V94H61V92H62V88H63ZM1 116V115H0ZM0 123H1V121H0ZM10 130H11V128H9ZM30 174H31V169L29 168L28 169V173H27V178H28V180L30 181ZM31 182V181H30ZM33 183V185L34 186H36L35 184H34V182H32ZM56 221L62 226V228H63V237H64V240H63V243H64V241H65V237H66V230H65V227H64V224H63V222H61L59 219H56ZM204 240V238L201 236V238H200V241L202 242ZM63 248V244H61L60 246H59V248H57L55 251H54V254L55 253H57V252H59L61 249ZM46 260V258H44L42 261H41V263L40 264H43L44 263V261Z\"/></svg>", "mask_w": 264, "mask_h": 264}, {"label": "flooded vegetation", "instance_id": "af4514ba", "mask_svg": "<svg viewBox=\"0 0 264 264\" xmlns=\"http://www.w3.org/2000/svg\"><path fill=\"white\" fill-rule=\"evenodd\" d=\"M97 3V5H101V4H103V2H96ZM102 6V5H101ZM62 19V18H61ZM60 19V20H61ZM47 21H48V19H47ZM43 23H44V21H43ZM43 23H41V25L43 24ZM39 36V35H38ZM43 37V39H49L50 41H53V38H54V42H57L58 41V39H59V41H60V38H61V34H57V32H51V37H46L45 35H43L42 36ZM46 37V38H45ZM40 38V37H39ZM90 41V40H89ZM86 42H88V41H86ZM72 43V42H71ZM110 63H111V60H109V62H108V68L106 69V70H103V73H104V76L105 75H109L110 74ZM143 69V68H142ZM141 69V70H142ZM98 75H100V73H98ZM95 79H99L98 78V76L97 77H95ZM87 86H88V88L87 89H89V93H87V96L88 97H91V93L93 92V89H95L96 87L94 86L95 85V83H94V80H91V81H87ZM106 86H109L107 83H105L104 84V88H106ZM97 91H99V89H96ZM107 91L106 92H104V95L103 96H100V97H98L97 99H101V102H102V100L104 99V98H106V96H107ZM97 99H96V101H97Z\"/></svg>", "mask_w": 264, "mask_h": 264}, {"label": "built area", "instance_id": "2783aa9c", "mask_svg": "<svg viewBox=\"0 0 264 264\" xmlns=\"http://www.w3.org/2000/svg\"><path fill=\"white\" fill-rule=\"evenodd\" d=\"M34 259H35V260H38V256H34Z\"/></svg>", "mask_w": 264, "mask_h": 264}]
</instances>
